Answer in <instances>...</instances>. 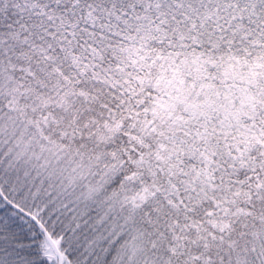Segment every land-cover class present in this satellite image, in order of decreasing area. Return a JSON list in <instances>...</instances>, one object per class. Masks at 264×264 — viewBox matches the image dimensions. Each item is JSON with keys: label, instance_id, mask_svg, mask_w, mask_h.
I'll list each match as a JSON object with an SVG mask.
<instances>
[{"label": "snow or ice", "instance_id": "6c2138e0", "mask_svg": "<svg viewBox=\"0 0 264 264\" xmlns=\"http://www.w3.org/2000/svg\"><path fill=\"white\" fill-rule=\"evenodd\" d=\"M0 264H264V0H0Z\"/></svg>", "mask_w": 264, "mask_h": 264}]
</instances>
